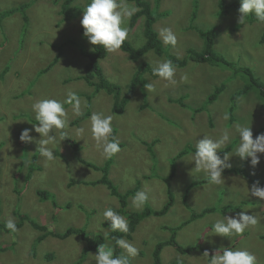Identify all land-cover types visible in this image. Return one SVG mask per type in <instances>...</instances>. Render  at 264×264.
<instances>
[{"label": "rangeland", "instance_id": "374dc122", "mask_svg": "<svg viewBox=\"0 0 264 264\" xmlns=\"http://www.w3.org/2000/svg\"><path fill=\"white\" fill-rule=\"evenodd\" d=\"M147 1L158 17L154 28L159 36L164 27L172 28L177 35L175 48L164 44L169 53L184 57L189 48H204L205 40L192 29V25L201 29L216 28L214 50L238 65L251 68L264 82V41L260 42L264 23L257 22L254 15H249L246 23L240 24V13L236 8H223L227 14H219L220 0ZM235 1L241 4V0ZM26 2H31L27 8L30 22L26 32L22 11L4 19L0 16V140L4 142L0 148L1 220L6 222L11 217L18 221V213L14 214V210H18L45 225L47 236L37 243L44 231L28 221L15 232L0 229V241L6 246L0 251V264H96L93 255L97 250L87 248L80 232L66 238L56 237L50 232L66 231L70 226L88 233L91 244L110 243L115 248V240L108 237L110 222L104 218L103 212L112 208L125 218L118 212L120 200L106 185L87 183L100 179L104 172L83 163L87 160L101 166L109 160L102 157L91 136L89 128L93 113L113 116L112 127L117 131L121 151L111 158L109 177L119 191L138 187L137 193L147 188L148 202L155 209L172 200L164 215L143 219L132 237H123L139 250L135 257H130V264H152L155 244L171 236V231L163 226H178L185 221L186 225L177 230V240L186 247H199L183 254L174 246L167 245L161 253L163 264L173 261L209 264L210 257L203 256L205 251L212 256L220 248L231 245H234V250L249 251L256 257L257 263H264V240L260 238L264 234V200L248 192V187L253 184L249 178L264 180V154H260L261 162L255 168L251 166V158L242 161L233 155L239 143L235 132L237 124L251 126L254 138V133L264 126V99L259 96L257 88L241 95L234 115L230 112L233 94L246 86L248 77L236 75L223 65L190 61L187 66L176 67V85L145 74L148 83L154 86L153 91L140 86L126 104L124 112L116 113L112 109L115 102L113 94L106 90L97 92L95 87L79 78L84 74L87 63L81 50L91 49L81 31L83 14L67 19L52 0H0V9L16 8ZM89 2L76 0L75 4L83 10ZM128 2L135 3L134 0ZM130 22L131 19L126 25L129 28L127 40L136 47L144 46L145 16L138 19L132 30ZM58 53V62L44 73ZM164 59L168 57L148 51L139 61H133L127 52L119 49L108 52L100 65L106 77L120 84L126 93L140 64L149 63L153 68L157 61ZM182 76H187V80L182 82ZM224 82L225 89L210 102L211 95ZM69 90L86 102V107L82 103L83 114L91 111V115L72 125V120L79 116L74 115L72 105L65 103L68 125L65 129L56 130L58 142L49 145L54 149L55 159L43 160L45 158L38 152L37 141L41 137L34 130L36 120L32 103L45 98L64 101ZM88 95H92L91 100ZM225 113L229 114L228 120L224 119ZM24 129L32 130V142H21L20 134ZM225 129L230 130L231 140L219 150L218 155L223 158L228 154L230 168L246 169L250 177L223 172L224 183L220 185L208 179L191 186L206 176L202 172L191 174L195 163L184 158L194 153L192 147L203 135L208 134L215 139ZM61 134H64L63 137ZM71 141H76L77 146H72ZM230 145L231 149L221 155V151ZM186 148L189 151L178 157ZM35 151L37 159L33 158ZM173 169L176 175L169 186L164 177L171 175ZM169 187L173 190L172 197ZM38 189L50 191L56 199L41 201L36 194ZM186 190L188 208L183 201ZM134 196H129L128 203L136 208L132 202ZM56 201L57 206L54 205ZM205 208L213 210L192 219L193 212L201 213ZM242 211L255 215L258 223L249 225L243 234L230 238L213 232L212 225L216 219L224 215L235 217Z\"/></svg>", "mask_w": 264, "mask_h": 264}, {"label": "clouds", "instance_id": "9594fccd", "mask_svg": "<svg viewBox=\"0 0 264 264\" xmlns=\"http://www.w3.org/2000/svg\"><path fill=\"white\" fill-rule=\"evenodd\" d=\"M135 3H129L128 0H90L84 9L73 17H68L66 13L62 12V8L60 9L61 3L56 5H59V10H61L62 14L66 15L67 19L78 18L82 13L83 15L80 23L82 25L81 31L82 27L84 29V33L82 32L84 37H86L91 45L101 46L107 52L113 53L121 49L122 45L129 37V28L126 25L130 21L131 17L140 10L136 6L137 4L135 5ZM238 12L240 13L238 17V22L240 24H245L250 14L255 16L257 22L264 23V0H241V6L238 9ZM22 13L25 24L24 28L28 29L30 16L28 12ZM25 14L27 18H29L28 22H26L24 18ZM219 14L224 15L227 14V12H221L220 9ZM5 17L6 16H4L2 19ZM134 27L135 26H133L131 30ZM192 29L199 33L201 28H199L197 25H192ZM159 37H161L160 39L162 40L163 44L171 45L173 48H175L177 44V35L172 30V28H161ZM176 67L177 66L173 64L172 60L164 59L156 62L152 68V73L153 75L167 81L168 84L176 85ZM7 69L8 67L4 70V73L7 71ZM44 73H46V71H44ZM186 80L187 76L181 77L182 82ZM139 87L140 86L137 88ZM144 88L148 91H153L154 86L152 83H147L144 84ZM88 98L91 100L92 95H88ZM65 103L72 105L74 115H83L82 103L83 106L86 107V102H82L77 93L71 90L67 92V96L64 101H59L52 98L37 99L32 103L31 106L32 111L35 113V120L38 121V123H35L34 125V130L36 133H39L41 137L37 141L39 146L38 152L40 156L45 158L47 161H52L55 159L54 149L49 147V145H55L58 142L56 130L65 129L68 125L67 111L64 107ZM184 107L187 108L186 106ZM87 112L88 114L85 118L91 115V111ZM229 118V114L225 113L224 119L228 120ZM82 120H80L77 124H79ZM112 121L113 116L105 115L103 113H93L90 117L89 130L91 136L96 141L97 148L100 150L102 157L105 159H111L114 155L121 151L119 140L116 138L117 131L113 130ZM258 130L254 133L256 136L254 138L251 126L240 124L235 126V132L238 134L239 143L234 149L233 155L238 156L242 161H246L248 158H251L250 163L253 168L260 164V154H264V133H261ZM31 131V129H24L21 132V142L28 143L33 141L34 138L30 135ZM79 131L83 132V129H80ZM50 133H54V135H51ZM61 135L63 137L64 134ZM63 140H65V138ZM230 140L231 134L230 130L228 129H225L221 135L215 139L210 135L205 134L203 135L202 139L197 140L194 147V153H191L184 158L188 162L195 163V167L191 174L193 172H202L206 176V178H202L205 180L204 182H207L209 179L211 183L216 185L224 183L223 172L226 168L231 167V164L228 163L230 156L225 154L224 157L221 158V156L218 155V152L226 143L230 142ZM247 177L249 178V176ZM248 192L252 196L264 200V186H261L259 181L253 183L251 188L248 187ZM148 199L149 192L147 188H145L144 190H140L135 194V196L132 198V202L134 206L139 209L146 204ZM45 200L48 199H41V201ZM17 213L20 212L17 210ZM1 215L2 212L0 214V220ZM103 216L107 221L110 222L109 226L111 231H120L124 233L129 231L127 220L112 208H106L103 212ZM20 221V218L18 221H15L13 218L9 217L5 222V227L9 229L10 232H15L19 226L21 227L23 223L27 222L23 221L20 225L16 226V223H20ZM257 223L258 219L255 215L248 214L246 211H242L239 212L235 217L224 215L223 218L216 219L212 225V230L217 235L230 238L235 235L243 234L249 225H255ZM114 239L115 244L124 249L127 255H116L115 249L110 243L99 244L97 253L95 255L92 254L96 264H129V257H135L138 254L139 250L134 244L123 238ZM84 241L86 240L84 239ZM2 244L3 242L0 241V251L6 249V246ZM233 247L234 245L222 247L212 256L209 255L208 251H205L203 256L210 257L209 264H256V257L252 253L243 249L234 250ZM173 263L182 264L175 261H173Z\"/></svg>", "mask_w": 264, "mask_h": 264}, {"label": "trees", "instance_id": "16d2710c", "mask_svg": "<svg viewBox=\"0 0 264 264\" xmlns=\"http://www.w3.org/2000/svg\"><path fill=\"white\" fill-rule=\"evenodd\" d=\"M52 1L55 4L61 3L62 12L66 13L68 17H73L82 11L81 7L78 6L77 4H75L76 0H52ZM134 1H136L137 6L140 7V10L131 17L130 29L133 26H135L139 17L145 16L144 26H145L146 43L142 47H136L131 42H129L128 40H126L124 42L121 49L129 54V57L131 60L139 61V59L145 53H147L148 51H153L158 55H166L168 57V59L172 60L173 64L177 67L187 66L188 63L190 61H192V62H197V63H208V64L213 65V66L223 65V66H225L224 68L231 69V71H233L234 74H236V75L244 74L245 76L248 77V83L246 84V86H244V88L242 90H239L235 94H233V98H232L233 103L230 107V112L232 113V115H234L233 113L236 110L238 98L241 95L250 91L251 89L257 88L259 91V96L264 99V82L260 81V79L254 74V72L252 71L251 68H249L247 66L238 65L234 61L228 60L224 56H221L219 53H217L214 50V41L217 37V31L215 28H210V29H206V30H201V29L199 30L200 35L205 40L204 48L202 50L189 48L186 56L178 57L177 55L168 52L167 48L165 47L162 40L160 39L157 30L154 28V24L157 21L158 17L155 15L154 11L151 10L150 3L147 0H134ZM30 3L31 2H26V3L19 5L16 8L11 7V8H7L4 10H0V16L2 18L4 16L7 17V16L15 13L16 11H22V12L27 13V8L30 5ZM219 3H220V7H221V12L224 11L223 8L224 9L236 8L238 10L241 6V4L235 0H220ZM195 7L197 8V3L195 5ZM251 15L252 14H250V16ZM24 18H25L26 22H28L29 18H27L26 14L24 15ZM24 31L26 32L27 28H24ZM82 32L84 33L83 27H82ZM71 41L74 44H76L74 42V40H71ZM263 41H264V33H263V37L260 40V42L262 43ZM88 43H89V41H88ZM81 53L87 58V63L85 64L84 74L82 76H80L79 78L84 79L90 86L95 87L96 91L106 90L109 94H113L114 98H115V102H114L112 109L116 113H123L125 110L126 104L131 100L133 93L135 92L137 87L138 86L144 87V84L148 83V80L145 77V74L150 73L151 75H153L152 68L150 67L149 63L140 64L137 72L134 74V76L131 80V83L128 86L127 92L123 93L121 85L109 80L105 76L104 71L100 65V60L105 58L108 54V52L105 49H103V47L91 45L90 50L82 49ZM59 56H60V53H58V55L55 57V59L44 69V71H49L54 66V64L58 62ZM42 73L43 72H41V74ZM153 76H155V75H153ZM155 77H157V76H155ZM225 87H226V83L224 82L223 86L219 87L217 89V91L213 95H211V97L209 98V101L210 102L214 101L215 98L217 97V94L221 93L225 89ZM181 105L187 106L183 102H181ZM87 114H88V112H86L83 115H80L78 118H76L72 121V124L76 125L80 120L84 119L87 116ZM232 121H234V117H233ZM35 123H38V121H36ZM258 131L259 132L264 131V126H262ZM113 135H114V133H113ZM70 143L74 147L77 146L76 141H71ZM3 144H4L3 140H0V148L2 147ZM231 147H232V145H230L229 147H225L221 151V155L228 152L231 149ZM192 150L195 151V148L192 147ZM188 151H189V148H186V149L182 150L177 156L181 157L185 152H188ZM36 156H37V151H35L33 158L35 157L34 159H37ZM43 160H46V159H43ZM83 163L89 167H92V168H95L96 170H101L104 172V175L100 179L94 180V181H88L87 183L106 185L108 187V189L110 190V192L113 195H115L116 197H118V199L120 200L119 202L121 204V207H120V211H118V212H121L122 215L125 216V219L128 222L129 231L127 233L120 232V231H116V232L110 231L108 233L109 238H113V239L114 238H123V237L130 238V237H132L134 231L137 229L138 224L140 222H142L143 219L150 217V216L164 215L169 210V208L171 207L172 200L168 201V203L166 202L160 209L153 208V206L150 205V203L148 201L146 202V204L141 209L131 207L128 203L129 196L135 195L136 191L139 188L137 187V189H131V190H128L126 192H120L119 191V189L117 188V186L115 185L113 180L109 177L111 159L107 160L106 163L101 165V166L94 164V163L87 161V160H83ZM224 172H234L236 174H243V175L248 176V171L246 169H243V168L242 169L236 168V167L226 168L224 170ZM175 175L176 174H175L174 169H173L171 175H169L168 177H164V181L170 186L171 181ZM249 177H250V175H249ZM249 179H250V182H252V183L257 182V181H253L251 178H249ZM204 181L205 180H203V179H199V180L195 181L191 186H195V185L200 184ZM259 183H260V185H264V180H259ZM139 186H140V183H139ZM169 190H170L169 195H170V197H172V195H173L172 191L173 190L170 187H169ZM36 194L38 195L40 200L42 198H44V199H49V198L56 199L55 195L46 189H38V190H36ZM187 200H188V196H187V190H186L183 201H184L186 207L188 208L189 204H188ZM54 205L55 206L58 205L57 201L54 202ZM0 206H1V201H0ZM212 210L213 209L206 208L201 213L193 212L192 219H194L195 216L204 215L208 212H211ZM1 212H2V209L0 207V214H1ZM14 213H17V210H15ZM18 215H19V218L21 221H20V223H16V226L20 225L23 221H29L35 227H38L39 229L44 231L43 235L39 236L38 239L36 240L37 243L40 242L42 239H44L47 236L46 235L47 234V228L45 227V225H42V224L36 222L35 220L31 219L27 214L18 213ZM186 223L187 222L185 221L178 226H163V228L171 231V236L168 239L158 241L155 244L154 249H153L154 251L152 253V256H153L152 264H162L161 253H162V249L165 245H173L179 252H181L183 254H187V253L191 252L192 250H195L199 247V245H193L190 247H185L178 242L177 237H176L177 230L183 228L186 225ZM0 229H4L5 231H10L9 229H7L5 227V222L2 220H0ZM50 232L59 238H65V237L71 235L72 233L80 232L81 236H83V238L87 242V248L91 249V250H98V244L97 245H95L94 243L91 244L88 233H84V232L82 233L81 231H79V228H77V227H73V226L69 227L66 231H63V232H56V231H50ZM260 238L262 240H264V234H261ZM114 249H115L116 255H121V254L125 255L124 253H122L123 252L122 248L119 247L118 245L115 244ZM50 256H52V255H50ZM130 261H131V259L129 257V264H130ZM169 264H178V263L171 262ZM256 264H260V263L256 262ZM261 264H264V263H261Z\"/></svg>", "mask_w": 264, "mask_h": 264}]
</instances>
